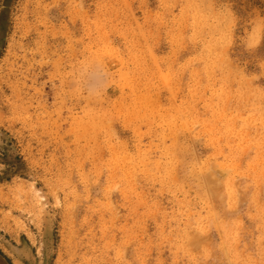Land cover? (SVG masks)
I'll list each match as a JSON object with an SVG mask.
<instances>
[{"label":"rangeland","instance_id":"1","mask_svg":"<svg viewBox=\"0 0 264 264\" xmlns=\"http://www.w3.org/2000/svg\"><path fill=\"white\" fill-rule=\"evenodd\" d=\"M0 264H264V0H0Z\"/></svg>","mask_w":264,"mask_h":264}]
</instances>
